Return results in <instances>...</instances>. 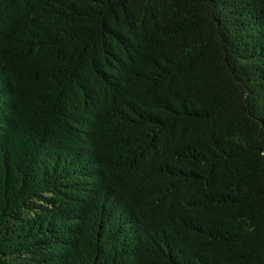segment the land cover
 I'll list each match as a JSON object with an SVG mask.
<instances>
[{
    "label": "trees",
    "instance_id": "1",
    "mask_svg": "<svg viewBox=\"0 0 264 264\" xmlns=\"http://www.w3.org/2000/svg\"><path fill=\"white\" fill-rule=\"evenodd\" d=\"M0 264H264V0H0Z\"/></svg>",
    "mask_w": 264,
    "mask_h": 264
}]
</instances>
